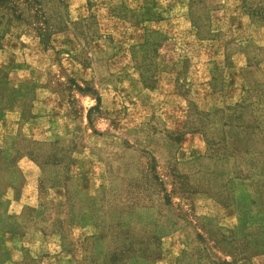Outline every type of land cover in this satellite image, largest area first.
I'll return each mask as SVG.
<instances>
[{"label":"rangeland","instance_id":"374dc122","mask_svg":"<svg viewBox=\"0 0 264 264\" xmlns=\"http://www.w3.org/2000/svg\"><path fill=\"white\" fill-rule=\"evenodd\" d=\"M8 79L53 100L0 150V264L31 227L77 264H264V0H0V111Z\"/></svg>","mask_w":264,"mask_h":264},{"label":"crops","instance_id":"0c3cea01","mask_svg":"<svg viewBox=\"0 0 264 264\" xmlns=\"http://www.w3.org/2000/svg\"><path fill=\"white\" fill-rule=\"evenodd\" d=\"M189 24L187 29H189L188 33L191 34L193 39H196L200 42H210L222 35L221 31L219 29L217 30H210L208 33V38L206 40H200L199 39V31H197L195 28L190 26ZM211 38V39H210ZM247 42L243 37H239V35H236V37L229 41L227 44L224 43V47L222 49V53L225 55L228 54H239L244 49V44ZM20 69L18 67H15L9 71V77L12 79V74H14V71H19ZM8 77V75H7ZM25 83V82H24ZM8 87V94L12 95H5L6 98H10V102L1 109L0 111V150L5 151H15L17 148L15 147V137L17 136V133L19 131V127L21 126V123H23L25 120L29 119V123L33 126H35L37 123L42 122L41 124L37 126L36 129H39L41 127V131L44 132V129L50 128L51 117L49 116V101L52 103L51 99L53 100L51 92L48 91L45 83H40L37 81L35 83L34 87L31 86L32 89L36 91V98L33 103L31 104V112H29L25 107V100L20 98L21 95L23 96L28 90V86L9 82L6 84ZM5 87L0 84V94H5ZM234 91H231L230 93H233ZM51 94V96H50ZM15 97V98H14ZM5 98V99H6ZM2 99V98H1ZM35 129V130H36ZM50 134L51 130H48L47 133L44 132V134ZM48 134V135H49ZM47 136V135H46ZM45 139V138H44ZM32 164V162H31ZM18 168L25 172L29 173L32 172L33 164L30 165L29 163H24V161L19 160L17 162ZM27 168L30 170L27 171ZM32 198V197H31ZM24 202L23 199H19L15 201V205L13 207V210L11 211V214L14 216L20 215L24 208ZM76 233H79V236L83 237L85 234L86 227L77 226V228L73 227ZM36 230L35 228L31 227V229H28L25 234L23 235H17L15 232H6L5 233V247L7 248L9 252V257L6 258L5 264H33L28 261L27 255L25 252L28 251L29 254H31L32 257L38 258V264H77L78 256L75 257L73 253L65 250L61 243L57 241V243L52 244L49 240H45V235L43 232ZM55 247V250H52V248Z\"/></svg>","mask_w":264,"mask_h":264}]
</instances>
